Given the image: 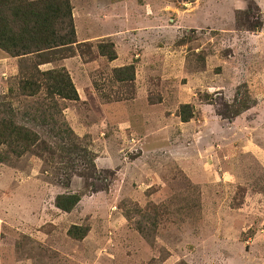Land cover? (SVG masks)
<instances>
[{
  "label": "rangeland",
  "instance_id": "obj_1",
  "mask_svg": "<svg viewBox=\"0 0 264 264\" xmlns=\"http://www.w3.org/2000/svg\"><path fill=\"white\" fill-rule=\"evenodd\" d=\"M70 1L93 51L43 69L68 70L80 100L59 107L98 173L68 183L32 154L0 163V264H264V0ZM107 42L113 62L97 49ZM32 60L0 50V110L32 111L40 127L45 95L17 94ZM130 64L134 83L116 82ZM238 87L254 104L227 118ZM65 193L85 194L71 213L54 205ZM73 225L90 231L75 240Z\"/></svg>",
  "mask_w": 264,
  "mask_h": 264
},
{
  "label": "trees",
  "instance_id": "obj_2",
  "mask_svg": "<svg viewBox=\"0 0 264 264\" xmlns=\"http://www.w3.org/2000/svg\"><path fill=\"white\" fill-rule=\"evenodd\" d=\"M73 16L70 0H0V50L9 54L11 58L23 60L36 58L31 61L33 70L30 68L25 70V75L18 81L17 94L19 97L33 99L44 94L46 98V103L39 104L41 112L44 113L41 120L38 118L42 121L40 127L30 126L37 120L34 115L36 113L28 110L22 113L16 111L12 103L2 105L0 163L11 165L13 161L32 154L44 162L63 166L59 169L64 171L68 183L74 176L85 179L88 183L89 180H95L98 173L96 155L89 148L87 138L79 137L66 121L64 109L60 108L59 103L77 102L80 100L78 91L65 67L40 69V66L64 61L77 54L92 53L91 42L77 40ZM256 27L259 30L262 23ZM97 49L99 55L110 62L118 59L113 42L99 43ZM135 74L134 64L113 69V75L118 83L133 84ZM253 104L254 99L249 92L242 96L239 88L229 107L230 114L227 118L241 115ZM178 116L183 123H188L196 117L194 106L181 105ZM97 178H101L102 181L108 180L103 176ZM97 190L96 187L94 191ZM83 195L85 194H59L54 205L62 212L71 213L82 201ZM140 211L139 208H135L132 213L127 212L126 217L131 219ZM136 229L142 235L149 236L146 232L147 227L143 224L138 225ZM89 231L88 226L73 225L68 234L75 240H83Z\"/></svg>",
  "mask_w": 264,
  "mask_h": 264
},
{
  "label": "crops",
  "instance_id": "obj_3",
  "mask_svg": "<svg viewBox=\"0 0 264 264\" xmlns=\"http://www.w3.org/2000/svg\"><path fill=\"white\" fill-rule=\"evenodd\" d=\"M176 11H187V8H185L184 6H181V8L180 9H176ZM12 59V58H11ZM48 66H53V64H48V65H44V66H40V69H42L43 70V68H46V67H48ZM116 67H122V66H116ZM115 67V68H116ZM53 68V67H52Z\"/></svg>",
  "mask_w": 264,
  "mask_h": 264
},
{
  "label": "clouds",
  "instance_id": "obj_4",
  "mask_svg": "<svg viewBox=\"0 0 264 264\" xmlns=\"http://www.w3.org/2000/svg\"><path fill=\"white\" fill-rule=\"evenodd\" d=\"M59 210V209H58Z\"/></svg>",
  "mask_w": 264,
  "mask_h": 264
}]
</instances>
